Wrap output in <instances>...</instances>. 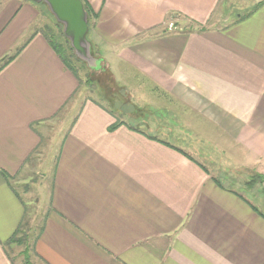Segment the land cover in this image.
<instances>
[{
	"label": "crops",
	"instance_id": "obj_1",
	"mask_svg": "<svg viewBox=\"0 0 264 264\" xmlns=\"http://www.w3.org/2000/svg\"><path fill=\"white\" fill-rule=\"evenodd\" d=\"M85 1L119 97L85 95L30 167L82 80L36 26L46 8L0 0V264H18L16 182L49 162L31 264H264V216L224 181L264 175V0Z\"/></svg>",
	"mask_w": 264,
	"mask_h": 264
},
{
	"label": "rangeland",
	"instance_id": "obj_2",
	"mask_svg": "<svg viewBox=\"0 0 264 264\" xmlns=\"http://www.w3.org/2000/svg\"><path fill=\"white\" fill-rule=\"evenodd\" d=\"M35 3L39 4L41 7H44L47 9V11H49L48 6L44 2H35ZM48 16L49 18L44 17L45 18L44 20H41L42 18L40 17V19L36 22V26L38 27L42 26V28L50 36V39H54L55 41L61 42L65 46H67V40L69 41V43L70 40L64 34L63 24L59 22L60 26L56 25L55 24L56 18L52 13L49 12ZM92 18L93 16L91 17V19ZM91 51L92 53L94 52L92 43H91ZM75 56L77 57L76 54ZM71 61L74 64V66L78 69V72L82 77L81 90L78 91V93H76L75 97L71 100L69 105H67L64 108V110H62L58 115H56L46 123L48 127L47 134L44 137L43 144L41 145L40 149L36 152L34 158L31 159L32 162H29L30 167L35 166V160L38 161L37 158L40 155L46 157V154L49 152L55 151L56 153L59 146L58 144L59 138L61 137V135H63L65 129L67 128V123H69L70 120H72V117L76 112V108H78L79 105L85 100V95H87V97H90L91 93L95 94L99 92L96 91L97 88L102 87L103 89V86H101L100 79L98 76L100 72L98 73L97 70L96 71L94 70L96 69V67L91 68L88 65V61L87 62L83 60L78 61V59H75L74 57H72ZM87 76L90 77V80H88ZM92 84L94 85L95 91L93 90L92 92H90L89 88H92ZM107 96L108 99L111 100V95L108 92L105 93V95H101L102 98H100L98 95H96L95 98L103 101V97L107 98ZM47 164H48V171L46 169V171L42 170L38 174H35V172L34 174L30 173L31 175L28 176L29 178L27 179V181L16 182L17 190L28 202V206H27L28 211L25 217V221L27 222L24 225L22 232L20 231L17 234V238L21 237L22 241L19 243L14 242L9 247L12 254H14L15 257H18V259L16 258L18 264H23L24 259L22 252L26 247L30 248L31 244H33L34 238L36 237L40 229L39 227L42 224V219L45 210H47L49 206L48 188L51 183L52 173H51V162ZM208 168L210 170V173H212L213 169L211 168V165H208ZM251 171L253 170L247 171L246 169H240L238 173H233L234 175L231 173H227L229 178L224 181L225 184L228 186V188L234 189V191L236 190L235 191L236 194H238L241 197L243 196L244 199L246 197L248 202L255 205L260 211L264 212V182L260 183L259 181H255V179L253 180L255 174H259V175L260 174L263 175V174L259 171L254 170L255 172L253 173H251Z\"/></svg>",
	"mask_w": 264,
	"mask_h": 264
},
{
	"label": "water",
	"instance_id": "obj_3",
	"mask_svg": "<svg viewBox=\"0 0 264 264\" xmlns=\"http://www.w3.org/2000/svg\"><path fill=\"white\" fill-rule=\"evenodd\" d=\"M44 2L56 21L64 26V34L69 38L77 57L88 61L91 68L96 67V58L91 51L89 31V15L83 0H31Z\"/></svg>",
	"mask_w": 264,
	"mask_h": 264
},
{
	"label": "trees",
	"instance_id": "obj_4",
	"mask_svg": "<svg viewBox=\"0 0 264 264\" xmlns=\"http://www.w3.org/2000/svg\"><path fill=\"white\" fill-rule=\"evenodd\" d=\"M84 4H85V8H86V10L88 11V14H89V20H91V13L92 12H91L90 5L85 0H84ZM49 12L50 11H48V13ZM89 22L91 23V21H89ZM90 23H89V25H90ZM55 24L60 26V23L58 21H55ZM50 41L52 43V46L55 48V50L61 55L63 61L67 65V67L70 68L73 72H75L78 75L79 79L82 80V77H81L80 73L78 72V69L74 66V64L71 61L72 60V57H74L75 59H78V61H81V60L75 56V53H74L73 48L70 45L69 41L67 40V46H65L61 42L55 41L54 39H51ZM4 63L3 62L0 63V69L3 66ZM95 71H93V72H95ZM107 73L110 74L109 69H103V71H101V73L98 76H99L101 85H103L108 90V91H106V93L107 92L110 93V95H111V100L110 101L113 104V97H116V98L119 97L118 93H120V89H119L120 87H118L117 85H113L111 83L112 82V79L109 76V74H107ZM87 78H88V80H90V77L87 76ZM118 108L120 109V107H118ZM119 124H120L119 122L116 123V126L119 125ZM254 179H255V181H259L260 183L264 182V176L261 175V174L260 175L259 174H255L254 177H253V180ZM220 183L223 184L222 182H220ZM242 198H243V196H242ZM245 199L247 200L246 197H245ZM252 206L254 207V209H256L257 211H259L260 214H262L264 216V212L260 211L255 205L252 204ZM25 217H26V215H25ZM25 217H24V220L21 223L20 227L18 228V230L9 239L8 244H13L14 242H16V243L18 242L19 243V242L22 241L21 237L17 238V234L20 231L22 232L23 227L26 224ZM26 249L27 248H25V250L22 252V254L24 255V258H25L24 259V264H31L30 261H29V255L26 253Z\"/></svg>",
	"mask_w": 264,
	"mask_h": 264
}]
</instances>
